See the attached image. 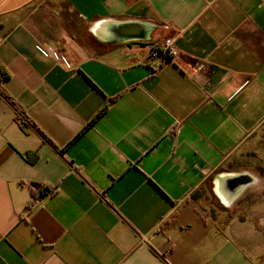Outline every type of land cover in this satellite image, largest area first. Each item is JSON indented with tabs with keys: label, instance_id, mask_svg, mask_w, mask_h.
<instances>
[{
	"label": "crops",
	"instance_id": "1",
	"mask_svg": "<svg viewBox=\"0 0 264 264\" xmlns=\"http://www.w3.org/2000/svg\"><path fill=\"white\" fill-rule=\"evenodd\" d=\"M263 126L264 0H0V264H264L194 198Z\"/></svg>",
	"mask_w": 264,
	"mask_h": 264
},
{
	"label": "rangeland",
	"instance_id": "2",
	"mask_svg": "<svg viewBox=\"0 0 264 264\" xmlns=\"http://www.w3.org/2000/svg\"><path fill=\"white\" fill-rule=\"evenodd\" d=\"M254 142L248 150L235 155L228 160L219 170L214 180H207L199 189L198 203L210 206L216 201L213 197L214 183L218 176L230 174L235 176H251L255 180L254 184L242 192L233 205L232 213L234 218L240 220L256 218L264 215V126L253 136ZM264 237V236H263ZM264 254V245L262 247Z\"/></svg>",
	"mask_w": 264,
	"mask_h": 264
},
{
	"label": "built area",
	"instance_id": "3",
	"mask_svg": "<svg viewBox=\"0 0 264 264\" xmlns=\"http://www.w3.org/2000/svg\"><path fill=\"white\" fill-rule=\"evenodd\" d=\"M175 56L174 38H166L150 46L149 60L153 69H159L168 64Z\"/></svg>",
	"mask_w": 264,
	"mask_h": 264
},
{
	"label": "bare ground",
	"instance_id": "4",
	"mask_svg": "<svg viewBox=\"0 0 264 264\" xmlns=\"http://www.w3.org/2000/svg\"><path fill=\"white\" fill-rule=\"evenodd\" d=\"M240 177H242V176H240ZM225 179H227L228 181H230V182H232V183H234L235 182V179H237V177H234V176H227V178H225ZM248 180L247 179H239L238 181H237V183H238V185H237V187L234 185V186H232L230 189H232V191H231V194H233L234 195V197L236 198L241 192H242V190L246 187V185L248 184V182H247ZM255 183V180L254 179H252V181H251V185L252 184H254ZM222 180L220 179L217 183H216V190H217V192H218V194H219V196L221 197V199L223 200V201H225V197H226V199L227 200H229V199H231V198H229L230 197V195H228L227 194V196L225 195L226 193H225V191L222 189ZM223 195H225V197L223 196ZM231 204V203H230ZM233 204V203H232Z\"/></svg>",
	"mask_w": 264,
	"mask_h": 264
},
{
	"label": "flooded vegetation",
	"instance_id": "5",
	"mask_svg": "<svg viewBox=\"0 0 264 264\" xmlns=\"http://www.w3.org/2000/svg\"><path fill=\"white\" fill-rule=\"evenodd\" d=\"M240 179H242V178H240ZM239 179H235V182L233 183V186L235 185L236 187H237V185H238V183H237V181H238Z\"/></svg>",
	"mask_w": 264,
	"mask_h": 264
},
{
	"label": "trees",
	"instance_id": "6",
	"mask_svg": "<svg viewBox=\"0 0 264 264\" xmlns=\"http://www.w3.org/2000/svg\"><path fill=\"white\" fill-rule=\"evenodd\" d=\"M198 195H199V194H196V195H194V198H196V199H197V198L199 197Z\"/></svg>",
	"mask_w": 264,
	"mask_h": 264
},
{
	"label": "water",
	"instance_id": "7",
	"mask_svg": "<svg viewBox=\"0 0 264 264\" xmlns=\"http://www.w3.org/2000/svg\"><path fill=\"white\" fill-rule=\"evenodd\" d=\"M213 193L215 194L214 190H213Z\"/></svg>",
	"mask_w": 264,
	"mask_h": 264
}]
</instances>
